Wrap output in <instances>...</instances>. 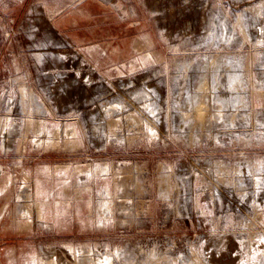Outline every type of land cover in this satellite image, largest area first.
I'll return each mask as SVG.
<instances>
[{"label":"rangeland","instance_id":"rangeland-1","mask_svg":"<svg viewBox=\"0 0 264 264\" xmlns=\"http://www.w3.org/2000/svg\"><path fill=\"white\" fill-rule=\"evenodd\" d=\"M0 264H264V0H0Z\"/></svg>","mask_w":264,"mask_h":264},{"label":"bare ground","instance_id":"bare-ground-1","mask_svg":"<svg viewBox=\"0 0 264 264\" xmlns=\"http://www.w3.org/2000/svg\"><path fill=\"white\" fill-rule=\"evenodd\" d=\"M72 132H74V131H72Z\"/></svg>","mask_w":264,"mask_h":264}]
</instances>
